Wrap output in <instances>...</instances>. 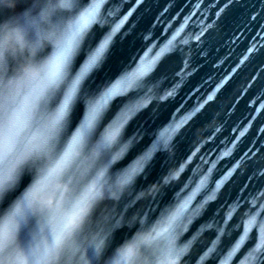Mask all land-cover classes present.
<instances>
[{
	"label": "snow or ice",
	"instance_id": "obj_1",
	"mask_svg": "<svg viewBox=\"0 0 264 264\" xmlns=\"http://www.w3.org/2000/svg\"><path fill=\"white\" fill-rule=\"evenodd\" d=\"M241 21L256 31L237 66L154 127L205 45L243 39ZM252 65L236 93L249 115L215 176L188 130ZM145 112L152 124L129 131ZM257 134L264 0H0V264H264V148L239 147Z\"/></svg>",
	"mask_w": 264,
	"mask_h": 264
},
{
	"label": "water",
	"instance_id": "obj_2",
	"mask_svg": "<svg viewBox=\"0 0 264 264\" xmlns=\"http://www.w3.org/2000/svg\"><path fill=\"white\" fill-rule=\"evenodd\" d=\"M163 0H157V3H162ZM183 13L181 14L182 17ZM181 17H174L168 23L173 24L174 26H179L182 23ZM167 20V14L162 18L161 23L157 25L158 27L164 26V21ZM199 17L193 18L189 21L188 24L192 27L196 26ZM207 22H211L210 20ZM243 22L241 21L240 31L244 32L243 39L238 42L236 45L232 46V50L229 51V44L226 37L221 38V42L217 43L214 47L215 50L205 45L203 51L200 53V65L199 70L195 73L194 76L188 81L186 85H182L179 90V95L172 102H169L166 107H163L159 119L155 122V126H158L163 121L167 120L170 115L175 114L176 118L179 119L181 115L184 114V109L190 108V105L194 104L198 96H194L196 88H200L205 81L209 80L210 77H214L216 80L223 75V72H227L230 68L236 67L239 59H242L243 54H245V48L250 42L251 38L254 36L256 29L249 27L247 31H244L242 26ZM143 30V29H141ZM136 52L140 51L139 46L136 47ZM135 54V52L133 53ZM227 58V59H225ZM224 60V63L221 64L220 61ZM217 66L222 69L219 73L217 71ZM134 70V69H133ZM254 71H257L255 65H252L247 68V70L237 79L233 88L229 89L228 92L220 95V99L207 111L204 119L199 122L195 127H190L189 132V142L188 147L192 145H202L200 153L198 156H203L209 161L207 167H211L212 162H217V169H213L215 176L219 175V172L224 168L231 165L232 160L225 158L224 160H218L224 151V146L230 136L236 135V129L240 128L241 125H244L245 118L249 115L247 108L245 107L244 101L246 100V94L241 93L239 96L236 93L243 88L244 82L247 79L248 75ZM213 83L215 81H212ZM211 83L204 85V90H210ZM159 93V89L156 90ZM255 97H253L254 99ZM183 105L184 108H181L179 112L177 109ZM229 105H232L230 108ZM248 108L252 107L251 102L247 105ZM259 111V109H258ZM148 113L138 114L130 122L129 131L134 130L138 125H143L145 122L152 124V121L148 118ZM252 123V122H249ZM220 127L222 129L221 133L213 132V137L209 139L207 133L212 131L214 128ZM229 129H232L229 131ZM245 131H248L245 127ZM240 137H237L236 141H233L234 144L239 143ZM258 146L264 148V140L259 138V134L256 136L249 135L248 140L245 141L243 145H239L242 151H246L248 147ZM228 148L231 149L232 145H228ZM187 150V148L185 149ZM235 151V150H234ZM207 154V155H205ZM239 154L238 152L236 153ZM235 157H233L234 159ZM176 161L173 162V167H175ZM191 167L195 170L196 168L204 169L206 166L201 159L193 157V164ZM188 176H191V172L188 173ZM183 182V176L181 177V183ZM241 182L246 183L243 175H238L235 182L229 187L225 196L220 202L222 204L223 199H232L233 197L239 196L237 191ZM220 205H213L209 209V216L214 215L217 207ZM212 239L211 235L203 237L202 243H207Z\"/></svg>",
	"mask_w": 264,
	"mask_h": 264
}]
</instances>
